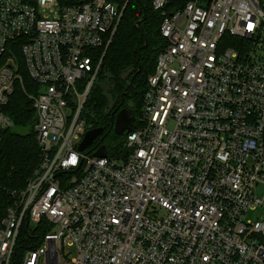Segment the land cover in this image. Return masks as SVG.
Instances as JSON below:
<instances>
[{
  "label": "built area",
  "instance_id": "built-area-1",
  "mask_svg": "<svg viewBox=\"0 0 264 264\" xmlns=\"http://www.w3.org/2000/svg\"><path fill=\"white\" fill-rule=\"evenodd\" d=\"M152 6L163 46L141 115L119 154L98 157L102 144L78 150L84 108L122 10L0 0V141L23 68L39 148L6 190L0 264H264V219L245 218L264 205V0Z\"/></svg>",
  "mask_w": 264,
  "mask_h": 264
},
{
  "label": "trees",
  "instance_id": "trees-1",
  "mask_svg": "<svg viewBox=\"0 0 264 264\" xmlns=\"http://www.w3.org/2000/svg\"><path fill=\"white\" fill-rule=\"evenodd\" d=\"M110 1L122 10V15L104 53L101 49L95 52V62L102 59L85 102L84 116L91 128H103L94 144L105 145L115 156L121 152L123 140L114 133L115 116L122 107L128 108L135 122L138 121L147 78L154 70L163 40L159 33L161 16L153 8L152 0ZM20 72L22 80L15 82L4 108L13 120V127L1 133L0 212L7 203L6 190L23 188L39 160L35 113L28 96L36 85L23 68Z\"/></svg>",
  "mask_w": 264,
  "mask_h": 264
},
{
  "label": "water",
  "instance_id": "water-1",
  "mask_svg": "<svg viewBox=\"0 0 264 264\" xmlns=\"http://www.w3.org/2000/svg\"><path fill=\"white\" fill-rule=\"evenodd\" d=\"M135 118L132 111L128 108L121 109L115 116L113 130L117 135H124L134 129ZM103 133V128L96 127L86 131L82 141L78 146V150L82 151L92 144ZM95 155L98 157H105L107 149L105 145H101L96 151Z\"/></svg>",
  "mask_w": 264,
  "mask_h": 264
},
{
  "label": "rangeland",
  "instance_id": "rangeland-1",
  "mask_svg": "<svg viewBox=\"0 0 264 264\" xmlns=\"http://www.w3.org/2000/svg\"><path fill=\"white\" fill-rule=\"evenodd\" d=\"M14 130H17V128H14ZM20 132H25V129H18ZM115 133V132H114ZM119 137H123L120 135ZM119 141H121L120 138H118ZM112 144L116 145V142H113ZM110 153H112V150L110 149ZM257 195L260 197L264 196V184H260L256 187ZM264 202V200H263ZM246 220L249 221H257V220H263L264 219V205H256V206H251L248 208L246 214H245ZM65 253L67 254L68 258H72L76 256V248L75 247H66L65 248Z\"/></svg>",
  "mask_w": 264,
  "mask_h": 264
},
{
  "label": "flooded vegetation",
  "instance_id": "flooded-vegetation-1",
  "mask_svg": "<svg viewBox=\"0 0 264 264\" xmlns=\"http://www.w3.org/2000/svg\"><path fill=\"white\" fill-rule=\"evenodd\" d=\"M122 109H123V107H122ZM93 142H94V141H93ZM93 142H92V143H93Z\"/></svg>",
  "mask_w": 264,
  "mask_h": 264
}]
</instances>
